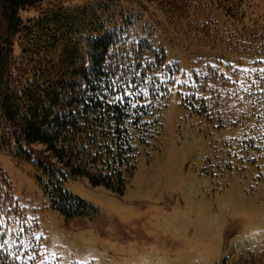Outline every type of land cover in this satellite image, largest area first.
<instances>
[{
    "label": "trees",
    "instance_id": "1",
    "mask_svg": "<svg viewBox=\"0 0 264 264\" xmlns=\"http://www.w3.org/2000/svg\"><path fill=\"white\" fill-rule=\"evenodd\" d=\"M141 1L0 0V150L47 176L49 205L67 218L98 207L64 181L87 177L123 195L140 155L160 147L162 108L180 70L158 33L164 23L256 57L243 72L208 63L179 86L201 116L247 124L238 142L264 162V26L239 23L247 0H151L164 23L153 12L146 19L151 7ZM37 225L0 169V264H37ZM221 264H264V248Z\"/></svg>",
    "mask_w": 264,
    "mask_h": 264
},
{
    "label": "rangeland",
    "instance_id": "2",
    "mask_svg": "<svg viewBox=\"0 0 264 264\" xmlns=\"http://www.w3.org/2000/svg\"><path fill=\"white\" fill-rule=\"evenodd\" d=\"M142 1L151 7L146 19L153 12L167 22L157 5ZM241 11L239 23L264 26V0H247ZM218 17L223 24L230 20L220 12ZM180 29L158 26L180 70L162 108L160 147L149 157L140 155L123 195L87 177L71 178L63 184L98 211L67 218L49 205L47 176L32 161L0 150V169L43 237L37 264H221L227 256L264 248V162L238 142L247 124L226 120L220 126L217 117L201 116L179 86L208 63L243 72L258 65L256 57L233 50L224 39L213 43L203 33L188 36Z\"/></svg>",
    "mask_w": 264,
    "mask_h": 264
}]
</instances>
